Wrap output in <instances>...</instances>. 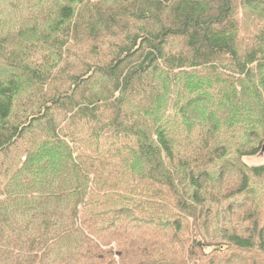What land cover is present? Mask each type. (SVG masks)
Segmentation results:
<instances>
[{"label":"trees","instance_id":"16d2710c","mask_svg":"<svg viewBox=\"0 0 264 264\" xmlns=\"http://www.w3.org/2000/svg\"><path fill=\"white\" fill-rule=\"evenodd\" d=\"M262 149L264 0H0V264H264Z\"/></svg>","mask_w":264,"mask_h":264},{"label":"rangeland","instance_id":"374dc122","mask_svg":"<svg viewBox=\"0 0 264 264\" xmlns=\"http://www.w3.org/2000/svg\"><path fill=\"white\" fill-rule=\"evenodd\" d=\"M240 17H241V12H240ZM252 23V21H250ZM250 26L253 27V25ZM244 33H247V31H245ZM243 160L250 164V165H260V164H264V149H262L258 154L256 155H246L243 156Z\"/></svg>","mask_w":264,"mask_h":264}]
</instances>
